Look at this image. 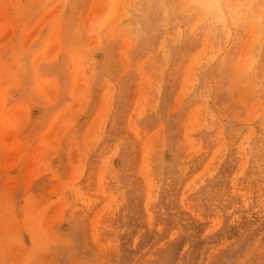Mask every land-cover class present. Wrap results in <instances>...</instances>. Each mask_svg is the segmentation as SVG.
<instances>
[{
    "label": "rangeland",
    "instance_id": "obj_1",
    "mask_svg": "<svg viewBox=\"0 0 264 264\" xmlns=\"http://www.w3.org/2000/svg\"><path fill=\"white\" fill-rule=\"evenodd\" d=\"M0 264H264V0H0Z\"/></svg>",
    "mask_w": 264,
    "mask_h": 264
},
{
    "label": "bare ground",
    "instance_id": "obj_2",
    "mask_svg": "<svg viewBox=\"0 0 264 264\" xmlns=\"http://www.w3.org/2000/svg\"><path fill=\"white\" fill-rule=\"evenodd\" d=\"M241 79V78H240Z\"/></svg>",
    "mask_w": 264,
    "mask_h": 264
}]
</instances>
